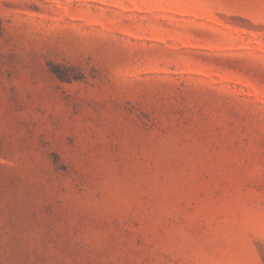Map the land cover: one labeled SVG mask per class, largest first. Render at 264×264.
Wrapping results in <instances>:
<instances>
[{"label":"rangeland","instance_id":"rangeland-1","mask_svg":"<svg viewBox=\"0 0 264 264\" xmlns=\"http://www.w3.org/2000/svg\"><path fill=\"white\" fill-rule=\"evenodd\" d=\"M0 264H264V0H0Z\"/></svg>","mask_w":264,"mask_h":264}]
</instances>
